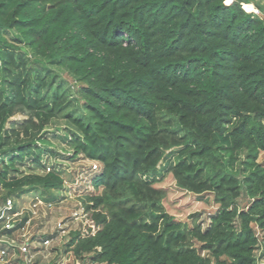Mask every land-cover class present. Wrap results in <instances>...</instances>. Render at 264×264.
Masks as SVG:
<instances>
[{
  "label": "trees",
  "instance_id": "1",
  "mask_svg": "<svg viewBox=\"0 0 264 264\" xmlns=\"http://www.w3.org/2000/svg\"><path fill=\"white\" fill-rule=\"evenodd\" d=\"M245 1L0 0V206L29 185L64 189L60 156L87 159L99 165L95 192L67 253L101 264H259L264 17ZM16 114L25 116L10 121ZM56 117L72 126L61 152L47 133ZM27 164L37 171L25 174ZM179 193L191 225L174 211ZM210 196L217 210L204 226ZM27 219L1 222V233L17 237ZM16 252L6 264H25Z\"/></svg>",
  "mask_w": 264,
  "mask_h": 264
},
{
  "label": "rangeland",
  "instance_id": "2",
  "mask_svg": "<svg viewBox=\"0 0 264 264\" xmlns=\"http://www.w3.org/2000/svg\"><path fill=\"white\" fill-rule=\"evenodd\" d=\"M249 1L250 2H243L244 8L247 6L250 12H255L259 16L264 17V0ZM25 48L26 52L31 55L30 49L27 47ZM54 73L56 79L58 81L62 80L72 95L74 94L76 96L78 84L68 71L57 67L54 69ZM24 116L22 114H16L10 118V121L22 119ZM71 129L72 126L62 117L53 118L52 122L47 126V133L55 138L58 144L57 149L60 152L67 146L66 142L68 137H65V134L71 133ZM185 153V147L174 148L173 151L169 153L164 163H166V165L174 164L184 156ZM63 157V155L60 156L58 160L64 163L61 168L63 176L66 179L64 189L51 190L49 192L42 191L41 195L39 190L36 191L33 186L29 185L25 187L27 189H25L20 196L8 197L12 198L14 203H16L19 215L15 216V220L23 217L28 218L25 222L24 229L22 228L21 232L17 234L15 240L18 242L21 240L22 242V240L27 241L28 239L29 241H33L36 239L35 245L39 248H37V251L33 250V252H35L34 264H101L91 263L87 258L84 260L76 258L72 253H67L65 251V244L69 240L70 232L81 226L84 206L88 202L89 196L95 192L91 186V175L95 172V169L93 168L94 163L87 159H80L76 162L67 164L68 161L64 160ZM53 160V158L50 159V162ZM259 161L264 163V151L260 153ZM22 170L25 174L37 171V169L31 170L28 164L22 166ZM5 195L6 190L0 185V197ZM36 195L40 197L38 203L35 198ZM53 197L57 198L56 201L46 200ZM188 199L189 198H184L179 193L177 197L172 196L171 202L175 203L174 211L178 220L191 225L189 213H191L192 209L190 208L191 205L187 204ZM209 201L210 206L202 213L204 226L209 223L210 215L217 210V206L213 204L211 196L209 197ZM249 201V198L243 194L239 199V206L241 208H246ZM35 204L37 206H35ZM1 222L3 224V217L0 215V225ZM59 223H62L61 227ZM49 233H56L54 240L50 244H47V246H41L39 241H37L39 239L38 237ZM12 254L15 255L17 252L13 250L5 259L10 261ZM258 256L259 264H264V248L258 251ZM2 263L3 262H0V264Z\"/></svg>",
  "mask_w": 264,
  "mask_h": 264
},
{
  "label": "built area",
  "instance_id": "3",
  "mask_svg": "<svg viewBox=\"0 0 264 264\" xmlns=\"http://www.w3.org/2000/svg\"><path fill=\"white\" fill-rule=\"evenodd\" d=\"M93 168L95 170L99 169V165L97 163H94ZM48 171L51 170V168L47 169ZM36 201L38 203L39 196H35ZM15 203L12 198H8L7 201L5 202L4 205L0 206V215L3 217V224L1 229H11L14 227V221H15V216H18L19 213L17 212H12L14 209ZM35 206H37L35 204ZM11 211V212H10ZM59 226H62V223H59ZM24 229V226L22 227ZM0 229V262H3L2 264L8 263V260L5 258L8 257V254H10L13 250L16 251L19 250L20 253L24 255L25 258V264H34V258H35V252H33V248H37L35 243L33 241H27L15 240L16 238H10L7 235L1 233ZM54 238H46L43 242L44 246H47V244H50ZM35 246V247H34ZM14 258L18 257L17 254H12Z\"/></svg>",
  "mask_w": 264,
  "mask_h": 264
}]
</instances>
